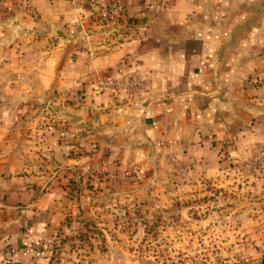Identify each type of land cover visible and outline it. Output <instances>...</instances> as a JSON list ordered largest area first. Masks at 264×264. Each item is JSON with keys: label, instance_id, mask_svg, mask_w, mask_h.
Wrapping results in <instances>:
<instances>
[{"label": "crops", "instance_id": "obj_1", "mask_svg": "<svg viewBox=\"0 0 264 264\" xmlns=\"http://www.w3.org/2000/svg\"><path fill=\"white\" fill-rule=\"evenodd\" d=\"M103 75L118 84L96 89ZM64 102L43 125L39 104ZM0 118V208L46 215L42 234L67 209L61 148L86 167L191 137L217 166L264 155V0H0Z\"/></svg>", "mask_w": 264, "mask_h": 264}, {"label": "rangeland", "instance_id": "obj_2", "mask_svg": "<svg viewBox=\"0 0 264 264\" xmlns=\"http://www.w3.org/2000/svg\"><path fill=\"white\" fill-rule=\"evenodd\" d=\"M38 111L43 125L50 113L72 112L65 102ZM191 138L139 146L131 156L100 152L92 167L64 163L81 151L59 149L53 170L66 211L42 234L46 215L1 207L0 264H264V155L256 146L219 152L217 166L213 139Z\"/></svg>", "mask_w": 264, "mask_h": 264}, {"label": "built area", "instance_id": "obj_3", "mask_svg": "<svg viewBox=\"0 0 264 264\" xmlns=\"http://www.w3.org/2000/svg\"><path fill=\"white\" fill-rule=\"evenodd\" d=\"M102 16H106L105 13L101 14ZM137 81L135 79H130L128 80L127 82H125L126 84V87H130L131 85H134L136 84ZM118 84V80L113 78V77H110V76H100L99 78H97L95 81H94V85L99 87V88H102V87H105V86H116Z\"/></svg>", "mask_w": 264, "mask_h": 264}]
</instances>
